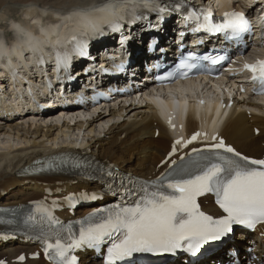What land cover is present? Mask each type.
<instances>
[{
  "label": "snow or ice",
  "instance_id": "snow-or-ice-1",
  "mask_svg": "<svg viewBox=\"0 0 264 264\" xmlns=\"http://www.w3.org/2000/svg\"><path fill=\"white\" fill-rule=\"evenodd\" d=\"M135 7L132 6L130 15L134 14ZM178 7L179 4L170 6V10L175 11ZM164 11L158 7L159 13ZM185 20L197 22L193 29L195 32L223 33L233 39L250 30V22L243 12H225L221 22H214L211 11L200 9V14L191 12ZM109 27L117 30L120 25L113 23ZM68 43L70 50L62 53L57 50L58 71L67 69L73 55H86L85 40L73 36ZM200 59L217 64L225 57L206 55ZM39 63H43L42 57ZM195 67L196 63L182 60L177 71L183 78ZM244 67L264 91V60ZM12 75L14 78L15 69ZM172 76L173 73H169L163 79H171ZM201 136L207 140V133L201 132L194 133L187 140H175L168 156L161 161L167 171L155 179L141 180L130 176L121 179L116 188L121 202L112 208L96 209L66 225L54 215V209L60 206L56 200L51 204L46 202V198L45 201L32 202L34 207L31 210L0 211L19 217L16 222L33 232L31 238L41 243L50 264H78L77 256L72 254L75 250L99 249L109 239L111 246L107 248L106 264H120L134 253L144 252L174 254L184 251L196 257L205 245L227 238L234 225L249 229L264 225V159L242 155L217 135L212 136L213 143L203 148L193 147L190 152L178 155L180 147L187 149ZM33 165L35 172L71 169L89 180L97 176H112L110 165L65 155L36 160ZM107 187L111 190L113 184ZM207 194L215 196V202L224 215L214 218L201 210L198 198ZM96 198L95 193H73L64 200L69 207H75L78 202Z\"/></svg>",
  "mask_w": 264,
  "mask_h": 264
},
{
  "label": "bare ground",
  "instance_id": "bare-ground-1",
  "mask_svg": "<svg viewBox=\"0 0 264 264\" xmlns=\"http://www.w3.org/2000/svg\"><path fill=\"white\" fill-rule=\"evenodd\" d=\"M132 2L133 0H0V17L5 19L7 11L14 13L7 23L10 29H14L11 39L17 40L19 47L24 45L23 48H26L32 45V41H53L51 32L57 31V25L64 31L71 26L61 22L68 17L86 24L94 22L93 26L101 28L112 18L117 17L115 14L125 16L123 9ZM100 4L103 6L106 4L111 9L107 7L96 11L91 9ZM233 6L240 8L241 1L236 0ZM18 8L23 11V20L15 13ZM1 25H4V22ZM140 31L143 33L140 24L125 28L129 43L136 44L137 47L134 48L144 51L146 47L142 48L141 44L144 39L136 36ZM76 32L77 26H74L70 28L68 34ZM4 45L5 34H1L0 48L4 49ZM141 58L142 56L138 59L140 71L145 65L143 61L145 57ZM140 60L143 61L142 65ZM146 87L148 89V85ZM222 87L223 85L218 82L209 84L189 81L180 83L177 87L157 90L158 92L152 96L130 97L129 100L121 102L112 101L108 107L84 115L61 117L63 113L60 112H65L62 109L50 115L27 113L24 116L0 120V205L23 204L32 199L49 197L50 192L51 197H61L70 191L101 188L98 184L66 175L41 177L22 175L25 165L58 150L80 148L91 153L97 160L113 164L125 172L144 177L156 176L165 167L161 161L165 159L173 144V136L197 131L199 118L201 125L206 128L210 117L197 118L190 112L185 131L179 127L172 129L170 124L179 120L166 110L170 103L175 104V110L180 107V103L191 105L196 99L208 98L212 101L222 99L225 104L230 103L232 108L224 114L223 123H213L212 131L220 132L228 143L249 156H264V97L241 96L231 99L233 92H229L231 94L229 96ZM222 107L221 105L220 109ZM57 108L53 107L50 111ZM77 110L80 109L75 111ZM169 121L171 123H168ZM256 127L260 129L259 134L255 132ZM207 203V209L218 213L210 201ZM90 209H81V212ZM252 235L256 236L257 241L261 239L257 234ZM235 238L236 247H243L247 242L241 229H237ZM24 248L27 247L18 242L0 244V259L6 257L9 260L8 264H39L42 261L14 262L12 258L17 257ZM34 248L27 249L34 251ZM257 248L263 251L264 241L258 243ZM223 252L224 249L199 264L213 262L225 264L229 259L221 258Z\"/></svg>",
  "mask_w": 264,
  "mask_h": 264
},
{
  "label": "rangeland",
  "instance_id": "rangeland-1",
  "mask_svg": "<svg viewBox=\"0 0 264 264\" xmlns=\"http://www.w3.org/2000/svg\"><path fill=\"white\" fill-rule=\"evenodd\" d=\"M16 15L18 16L19 19L23 20V11H21V8H18L16 11H15ZM7 16L5 17V19H2L0 17V35L2 34H5L7 33V31L9 32V27L7 26V23L10 22V17L14 14L13 12H6ZM7 20V21H6ZM4 22V25H1V23ZM53 113L51 114H55V111H52Z\"/></svg>",
  "mask_w": 264,
  "mask_h": 264
}]
</instances>
